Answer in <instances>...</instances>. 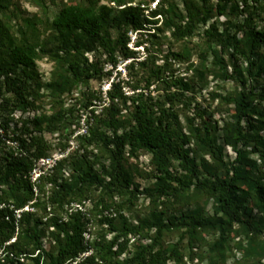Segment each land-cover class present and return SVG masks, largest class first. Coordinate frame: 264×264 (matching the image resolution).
Segmentation results:
<instances>
[{
  "label": "trees",
  "instance_id": "trees-1",
  "mask_svg": "<svg viewBox=\"0 0 264 264\" xmlns=\"http://www.w3.org/2000/svg\"><path fill=\"white\" fill-rule=\"evenodd\" d=\"M109 1L113 5H101L99 0L63 5L52 21L54 38L42 41L37 15L22 18L21 37L17 40L12 22L18 18V10L12 0H0V264H73L77 259L78 264H99L98 258L101 264H168L182 258L180 243H163V237L173 231L183 232L192 249L198 241L214 236L208 264H228V242L232 235L241 233L248 243L246 249L238 244L243 258H255L253 264H264V243L260 241L264 233V168L260 169L258 160L250 157L251 153L258 155L264 165V111L252 107L256 98L264 103V86L255 93L256 80L245 78L237 66L230 75L223 57L224 53L232 60L243 56L248 60L249 76L257 72L259 78H264V58H256L264 44V32L252 26V12L241 28L238 22L237 26L234 24L235 33L226 29L220 34L216 28L204 31L207 42L220 47L213 56L216 65L225 67L224 79L241 87L236 94L214 96L234 107L232 121L221 128L225 144L236 154L232 162L225 161L218 137L205 116H198L199 126L188 118L190 127L184 132L177 106L182 103L184 92L191 89L189 82L180 79V94L171 92L168 85L164 99L157 101L146 98L144 93L128 97L120 84L113 82L106 93L108 104L99 114L91 110L83 136L85 152L81 160L73 163L71 176L64 177L65 160L34 180L33 172L51 147L27 127L21 133L12 131L13 114L35 108L38 100L33 95L44 89L46 98L59 109L51 115L35 117L34 129L42 131L45 125L49 132L70 128L72 118L64 108L65 94L110 75L101 60L107 58L114 68L120 51L128 58V32L139 31L143 25L139 6L127 0ZM208 1L202 0L201 5L195 0H184L183 14L173 0H162L151 11L153 20L145 21L158 25L161 20L158 30L163 27L174 36H187L211 17L215 9ZM240 1L242 5L238 0H218L216 11L235 19L251 10L249 2L257 3ZM232 23L228 20L225 25ZM111 29L117 34L116 39ZM87 53L93 55L92 59ZM48 54L55 57L49 82L42 85L39 80H27L36 79L37 62ZM61 54L66 62L60 60ZM140 64L132 61L128 67L134 69ZM155 80H163L160 72ZM30 81H34L33 86ZM151 83L148 81V85ZM97 95L85 93L83 107L90 109L94 101L102 102L103 98ZM128 100L133 109L122 117L119 103L125 105ZM196 107L199 111L200 106ZM192 142L195 150L189 147ZM90 147L107 152L109 164L99 154L94 155ZM198 151L213 163L204 157L198 161ZM141 152L151 156L156 180L151 189L145 190L146 195L155 205L163 199L167 203L156 206L146 220L133 224L123 214V203L128 198L133 205L141 192L134 172L125 168L124 161ZM90 153L94 156L89 157ZM176 163L183 173L175 171ZM192 189L213 200L212 215L205 216L197 208L180 217H167L170 201ZM87 204H92L91 208H86ZM45 237L49 248L44 245ZM144 240L150 243L141 244ZM131 242L137 243L135 253L121 260ZM85 254L89 255L83 258Z\"/></svg>",
  "mask_w": 264,
  "mask_h": 264
},
{
  "label": "rangeland",
  "instance_id": "rangeland-1",
  "mask_svg": "<svg viewBox=\"0 0 264 264\" xmlns=\"http://www.w3.org/2000/svg\"><path fill=\"white\" fill-rule=\"evenodd\" d=\"M161 1L162 0H127V2H132L133 6H139L141 8L143 18V25L139 31L128 32L130 41L127 53L131 55L125 58L120 51L118 54V64L114 68L108 63L107 58L103 57L101 60L102 64H104L110 75L99 81H92L88 87L82 86L65 94L63 97L64 108L69 111L70 117L72 118V125L70 128L65 131L60 129L55 132H49L45 125L42 131H36L34 129L32 121L35 117H39L45 113L51 115L59 109L58 106H53V104L50 103L51 99L46 98L47 93L44 89H42L39 94L33 95V98L38 100L35 108L28 107L25 112L17 111L13 114L14 121L11 124L12 131L21 133L22 129L27 127L29 132L34 136H42L49 143L51 149L47 156L43 158L45 160L40 163V168L45 167L42 170L47 172L52 169L55 161L60 163L66 160L63 171L64 177L68 178L71 176L73 173V163L77 160H81L85 152L83 136L86 134L87 120L91 117V110L94 109L96 113L99 114L103 106H105V103L106 105L108 104L109 101L107 100L106 93L111 88L113 82L115 84H120L123 93L128 97H132L134 94L144 93L146 98H152L154 101L164 99L168 92V85L170 86L169 89L171 92H178L180 94L183 93L178 83L180 79L189 82L191 89L184 92L182 103H179L177 106L179 120L184 132H188V126L190 127L189 120H194V124L199 126L201 125V119L198 116H205V119L210 121L218 137V145L223 152L225 161L232 162L234 160L236 154L231 146L225 144L221 132L224 123L232 121L234 107L232 105H225L220 98L214 96L227 97L241 91V87L238 86L235 81L224 79L223 72L225 67L216 65L213 56L214 51L220 47L209 44L204 36V31L206 29L216 28L220 34L224 33L226 29L235 33L237 22L241 25V28L243 25L242 22L248 17L250 12H252V26L264 32V0H257V3L249 2L251 10L245 13L244 16L240 15L238 18H235L237 21H234L235 19L229 14L226 16L219 15L216 11L218 0H209V4L214 6L215 10L207 23L205 25L200 24L195 32L183 37L178 34L174 36L170 30H165L163 27L158 30L161 25V20L158 25L150 24L145 21L153 20L150 17L151 11L158 8ZM168 1L170 2L171 0ZM183 1L184 0H173L174 3H177L178 9L183 14H186ZM195 1L203 5L202 0ZM12 2L13 7L18 10L16 13L18 18L12 22V30L17 40L21 37L20 29L23 24L22 18L37 15L39 18L38 36L42 41H50L55 36V32L52 28V21L59 13L61 7L63 5H77L82 3L83 0H12ZM99 2L101 5H113L109 0H99ZM238 2L242 5L240 0H238ZM228 20H233V23L231 25H225ZM234 24H236V26ZM111 34L114 39L117 38V34L113 29H111ZM242 36L243 31L239 34L240 38H242ZM48 47L50 48V46ZM60 56V60L66 58L63 54ZM86 56L90 59L93 57L91 53H87ZM223 57L226 60L227 71L230 75L233 74V69L237 66L241 69L245 78L248 80L249 78H251V80H256L254 86L257 87L255 93L258 94L262 86H264V78H259L257 72L253 73L251 77L249 76L247 72L248 60L243 56H238L237 59L232 60L228 53H224ZM256 58H264V44L256 54ZM132 61L135 63L142 62V64L137 65L134 69H129L128 66ZM64 62L66 61L64 60ZM54 66L55 57L49 54L44 56L37 62L36 79L28 78L27 80H39L42 85L47 84L51 78ZM157 72H160V76L163 80H155ZM150 76H152V80H149ZM148 81L152 83L148 85ZM29 84L33 86L34 81H30ZM88 92H96L103 98V101H94V107L90 109L84 108L83 104L86 103L85 93L88 94ZM119 104L122 109V117L128 116L133 109L132 101L128 100L125 105L123 103ZM184 104H186V106ZM197 105L200 106L199 111L197 110ZM252 107L260 112L264 111V103H260L257 98L253 101ZM189 147L194 150L196 149L194 142H192ZM89 150H91L94 155L99 154L102 156L103 162L106 165L109 164L107 152H99V150L94 147H90ZM248 151L252 152V148H249ZM94 155L90 153L89 157H93ZM195 155L198 161L200 157H204L210 164L213 163L209 156H204L200 151ZM250 157L258 160V167L260 169L264 168L263 162L259 159L258 155L251 153ZM175 165V171L183 173L178 163ZM124 166L134 172L135 181L140 186L141 194L138 200H133V205H131L128 198L124 199L123 214L127 216L129 222L138 224V222L146 220L149 213L156 206L159 207L167 202L163 199L158 201L155 205L151 198L145 193V190L151 189L156 183V180L153 178V165L151 164V156L149 154L141 152L134 157L127 156L124 161ZM41 171H38V173H41ZM46 189L49 195L51 186H48ZM116 202H120V199H116ZM91 206L92 204H87L86 208L89 209ZM169 207L170 211L167 217H180L183 213H192L197 208L203 211L205 216H210L213 212V200L201 193L194 192L192 189L185 196H181L176 200H171ZM162 208L163 207H160L159 209ZM40 215L41 213L39 212L37 217ZM236 228L237 231H240L238 227ZM96 236H98V234H96ZM110 236L108 238H110ZM204 240V242L198 241L192 249L189 248L188 239L183 232L173 231L172 233L166 234L163 237L164 245L168 246L180 243V256H182L180 260L172 259L168 264H208L211 258L209 245L212 244L216 238L209 235L208 238H204ZM43 241L45 247L49 248V243L47 242L48 238L45 237ZM260 241L264 243V233ZM140 243L147 245L150 242L144 240ZM262 243L261 245H263ZM135 244L137 243H130L127 253L121 257V260L135 253ZM238 244L243 245L242 249L248 247L245 236L241 233L232 235L228 242V264L256 263L257 259L255 258L247 259V261L243 258V250L238 247ZM97 263L101 264L99 258L97 259ZM262 263H264V258L262 259Z\"/></svg>",
  "mask_w": 264,
  "mask_h": 264
},
{
  "label": "built area",
  "instance_id": "built-area-1",
  "mask_svg": "<svg viewBox=\"0 0 264 264\" xmlns=\"http://www.w3.org/2000/svg\"><path fill=\"white\" fill-rule=\"evenodd\" d=\"M43 160H45V159H41V160H40L37 169L33 172V178H34V180H36L37 178L40 177V175H43V174L45 173V171L42 170V169L45 168V167L40 168V163H41V161H43ZM54 163H55V164L52 166V169L58 164L57 161H55ZM44 166H45V165H44ZM52 169H51V170H52ZM41 170H42V171H41ZM38 171H41V173H38ZM48 171H50V170H48ZM48 171H47V172H48ZM28 210L31 211L30 208H26V209H25V211H28ZM19 213H21V212H17V214H19ZM87 238H88V237H87ZM88 255H89V254H85V255H83L82 257L84 258V257H86V256H88ZM79 262H80V259H77V261H75L73 264H78Z\"/></svg>",
  "mask_w": 264,
  "mask_h": 264
}]
</instances>
